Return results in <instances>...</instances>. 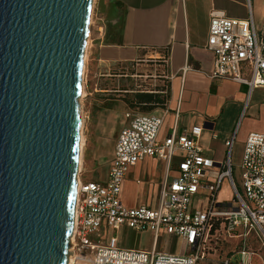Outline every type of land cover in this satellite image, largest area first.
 I'll return each mask as SVG.
<instances>
[{"label":"water","instance_id":"95a60500","mask_svg":"<svg viewBox=\"0 0 264 264\" xmlns=\"http://www.w3.org/2000/svg\"><path fill=\"white\" fill-rule=\"evenodd\" d=\"M93 0H0V264H68Z\"/></svg>","mask_w":264,"mask_h":264},{"label":"built area","instance_id":"2783aa9c","mask_svg":"<svg viewBox=\"0 0 264 264\" xmlns=\"http://www.w3.org/2000/svg\"><path fill=\"white\" fill-rule=\"evenodd\" d=\"M94 26L91 22L88 39ZM206 49L214 55L210 79L232 81L252 90L264 88V23L258 30L252 17L234 20L213 12ZM126 118L128 123L117 138L107 181L83 182L78 175L68 264H199L207 258L206 245L215 221L225 224L224 232L230 238L240 230V237L252 233L264 236V134L250 133L245 141L238 187L233 175L236 134L225 144V160L216 164L203 155L201 127L179 135L173 132L161 142L162 117L129 113ZM178 155L182 159L177 176L162 185L157 208L123 204L121 192L131 167L147 157L170 165ZM225 179H229L235 195V206L229 211L220 210L216 199ZM200 201L207 204L204 210L197 205ZM124 228L136 234L149 231L156 243L164 234L177 237L184 251L121 247L116 234ZM242 255L247 259L239 264H252L248 251ZM224 264L233 263L226 260Z\"/></svg>","mask_w":264,"mask_h":264},{"label":"crops","instance_id":"0c3cea01","mask_svg":"<svg viewBox=\"0 0 264 264\" xmlns=\"http://www.w3.org/2000/svg\"><path fill=\"white\" fill-rule=\"evenodd\" d=\"M213 12L222 13L234 20H247L252 17L255 27L260 30L264 23V0H93L91 22L95 26L87 41L85 57L88 59L89 68L96 67L101 74L109 72L112 68L126 70L130 68L133 72L131 78L137 85L144 83L150 87L142 90L141 86H138V91L115 92L135 94L133 97L136 100L135 106L151 108L145 114H133L152 115L164 119L159 136L161 142L173 132L179 135L195 127H201L203 132L199 144L203 155L220 164L226 157L225 144L235 134L240 114L246 108L245 101L248 102L252 94L257 102L262 101L264 88L252 90L247 85L232 81L210 79L214 55L206 49V44ZM99 30H102L103 34H100ZM126 77L123 72L116 75L121 81ZM120 102L124 103L123 100ZM127 114L119 116L117 113L111 114L110 118H114V122L109 142L104 144L105 140L100 132L91 146L92 160L89 165L97 166L101 172V179L95 182L105 183L108 179L117 138L128 123ZM104 125L100 127L104 128ZM89 126L90 123L85 136L87 143L92 140ZM250 133L264 134V127L258 131H248L244 135L240 162L245 141ZM237 139L238 135L234 149ZM181 159V155H178L168 165L156 158L147 157L131 167L121 192L123 204L129 208L141 206L157 208L160 189L166 181L169 182L177 176V167ZM147 167L150 169L152 179L145 181L138 178L136 184L143 188L141 190L147 188L152 193L150 201L147 199L142 204L136 201L130 205L125 201V186L135 171ZM80 179L83 181V178ZM225 182L228 184L227 192L230 198L219 200ZM236 183L241 187L240 176ZM222 186L216 195L218 207L220 210L229 211L235 206V195L229 179H225ZM242 232L240 230L237 232L238 235L228 237L240 244L243 242L244 246L235 250L226 260L232 261V258L239 254L246 260L247 256H243L242 252L248 251L252 264H264V236L259 238L256 233H252L248 237H240ZM138 234L153 239L152 249L177 253L167 251L169 248H161L164 245H160V239L156 243L149 231ZM167 236L173 241L180 240L174 236ZM250 240L256 241L260 249L250 248L248 245ZM120 246L123 247L121 243ZM139 250L151 251L147 248Z\"/></svg>","mask_w":264,"mask_h":264},{"label":"rangeland","instance_id":"374dc122","mask_svg":"<svg viewBox=\"0 0 264 264\" xmlns=\"http://www.w3.org/2000/svg\"><path fill=\"white\" fill-rule=\"evenodd\" d=\"M123 74L127 76L121 81L116 78V75ZM133 74L130 68H112L109 72H103L98 70V68H89L88 59L85 57L84 68H83V78H82V91L79 103L81 106V119H82V137L84 136V146L80 149V161L79 166V176L83 178V182L99 181L101 179V172L97 166L89 165L92 160L91 146L97 139V134L100 132L105 140L104 144H107L111 136V126L114 122V118H110L111 114L117 113H138L145 114L151 108L149 107H137L136 100L133 98L135 94H125L115 91L127 90V91H138V86H141L142 90L148 87L144 83L136 84V82L131 78ZM100 75H103L102 77ZM106 75H109L106 77ZM118 80V82H116ZM84 85V86H83ZM251 96L248 102L245 101L244 106L246 107L240 114V118L236 124L234 133L238 135L236 147L233 151V170L234 177L236 181L240 176V154H241V143L244 139V135L248 131H258L264 127V99L262 101H256ZM123 100L124 103H121ZM110 119V121H109ZM125 119V116H124ZM258 123H256V122ZM88 123H90L89 130L91 131L92 140L86 142V134ZM105 124V125H104ZM104 128H101L103 127ZM101 126V127H100ZM101 128V129H100ZM138 178L145 181H150L152 179L150 169H144L135 171L128 184L125 186L124 197L125 201L133 205L136 201L140 204L151 198V192L146 188L144 191L141 190L142 187L136 184ZM227 183L225 182L222 186V191L219 194V200H227L230 198V194L227 192ZM143 189V188H142ZM198 207L204 210L207 207L205 201L199 202ZM119 237L120 243L123 247L127 249H149L153 248V239H148L146 236L136 234L129 230H122L116 234ZM106 233L102 235L103 239ZM169 236H162L160 238V245H164L161 248H169L167 251H173L177 253H183L184 246L181 240H170ZM250 248L254 250L260 249L259 244L256 241H251L248 243ZM243 242L240 244L237 240H230L227 234L220 227L217 231L212 232L210 242L206 245L207 258L201 261L199 264H224V261L232 255L235 250H239L243 247ZM206 261V262H205ZM243 261L241 255H235L232 258L233 264H238Z\"/></svg>","mask_w":264,"mask_h":264},{"label":"trees","instance_id":"16d2710c","mask_svg":"<svg viewBox=\"0 0 264 264\" xmlns=\"http://www.w3.org/2000/svg\"><path fill=\"white\" fill-rule=\"evenodd\" d=\"M222 228L223 231H224V227H225V224L221 221H215L213 224H212V227H211V233L214 232V231H217L219 228Z\"/></svg>","mask_w":264,"mask_h":264},{"label":"bare ground","instance_id":"6f19581e","mask_svg":"<svg viewBox=\"0 0 264 264\" xmlns=\"http://www.w3.org/2000/svg\"><path fill=\"white\" fill-rule=\"evenodd\" d=\"M90 23H91V20H90ZM83 92L84 91H82V95H83ZM81 129H82V126H81ZM81 137H82V131H81ZM83 146H84V137L81 138V141H80V149H82ZM80 165H81V161H80Z\"/></svg>","mask_w":264,"mask_h":264}]
</instances>
